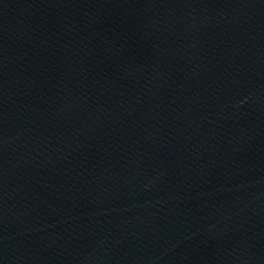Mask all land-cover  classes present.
<instances>
[{"label":"water","instance_id":"water-1","mask_svg":"<svg viewBox=\"0 0 264 264\" xmlns=\"http://www.w3.org/2000/svg\"><path fill=\"white\" fill-rule=\"evenodd\" d=\"M0 264H264V0H0Z\"/></svg>","mask_w":264,"mask_h":264}]
</instances>
